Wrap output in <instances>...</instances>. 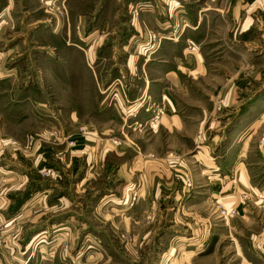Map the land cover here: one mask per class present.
<instances>
[{
	"label": "rangeland",
	"instance_id": "1",
	"mask_svg": "<svg viewBox=\"0 0 264 264\" xmlns=\"http://www.w3.org/2000/svg\"><path fill=\"white\" fill-rule=\"evenodd\" d=\"M190 1L191 11L195 13L206 9V17L208 14L211 19L218 12L217 19L224 17L228 11L231 13L241 0ZM246 3L245 9L252 8L251 12L244 18L239 2L236 9L242 10V13L236 15L242 21L232 28V33H236V47L242 50V54L221 52L214 47L219 43L232 44L234 40L229 37L225 23L214 25L211 20L205 21L202 26L207 36L204 47L209 51L214 49V52L209 55L204 50V53L212 70L199 79L191 76L188 86L192 96H216L220 93L221 98L214 106L218 114L214 115V122L211 121L212 126L208 129L211 139L207 140L212 142L214 138L211 151L223 154L229 149L236 158L242 150L247 151V158L258 173L255 187L263 192L264 0H247ZM218 8L223 11H217ZM147 9H153L148 0H0V160L10 158L11 150L18 160L26 158L25 154L30 157L37 147L42 146L51 148L55 159L53 166L46 165L40 171L34 169L30 180L16 189V186L8 188L17 193L14 206L17 209L43 187H54L53 191L62 196L83 193L70 207L62 208V212L72 210L62 217L73 216L74 222L80 221L82 225L87 218L93 219L94 228L87 226L92 228L90 231L82 226L76 232L67 236L64 234L66 238L54 249L58 260L55 264H65L59 259L65 260L68 255L75 258L73 264H264V196L259 198L256 193L253 198L242 194L239 204L230 205L218 198L209 199L206 193L204 199H169L156 209L148 210L144 205L141 208L144 211L133 217V208L143 203L138 200L133 208L126 211L129 217L123 220L122 216H116L118 207L124 203L115 196V191L110 193L103 188L85 193L83 186L76 185L78 176L70 177L67 174L69 171L65 170V146L75 147L78 137L87 135V128L83 125L76 133L69 128L70 114L77 111L80 116L83 115L85 111L82 110L89 107V95L94 91L84 67L90 60L83 49H99L100 56L94 64H104L102 71L115 70V61L127 62L129 49L138 47L133 54L142 53L141 58H148L153 43L160 47L162 40L174 38L184 25L182 22L166 23L167 32L164 34L150 27L143 33L138 32L135 20L141 23V13ZM154 32L160 37L152 41L150 34ZM135 35H139L137 39ZM79 37H90L91 41L87 45ZM188 44L191 48L190 41ZM124 48L125 54L121 52ZM157 59L170 61L171 57L163 55ZM134 69V75L141 70L137 66ZM115 79L118 83L124 82L121 75H113L111 80ZM231 88L236 90L237 102L223 101ZM39 101L44 104H39ZM42 107L49 108V112ZM33 113H45L48 118L43 115L45 122L41 124L27 118ZM57 122L62 124V128ZM76 123L73 121V124ZM108 128L114 129L112 140L116 145L125 138L136 140L140 137L142 143L149 139L147 132L135 136L131 128L125 133L113 126ZM203 130L201 128L197 132L199 139L205 137L201 136ZM163 137L157 134L152 136L151 141L161 144L164 143ZM178 139L172 137L171 141L175 143ZM197 151L193 149V154ZM208 155L206 152V157ZM76 167L73 170L77 171L79 166ZM83 171L81 169L79 174ZM105 178L104 181L100 177L96 179L94 186H106L103 183L109 182V179ZM188 183L191 181L188 180ZM8 184L1 182L0 192L13 186ZM79 200L81 204L74 205ZM92 210H96L93 216ZM52 214L54 212H47L37 223L48 220ZM37 231L24 230L16 218L9 224L0 219V257L4 256L8 245L16 242L25 249L28 240L36 236ZM93 240L97 243L94 248L90 247ZM37 241L38 238L33 244ZM173 246L177 253L171 254ZM36 251H28L30 258L27 264L33 261L38 264ZM88 255L92 257L86 258ZM3 261L0 258V264Z\"/></svg>",
	"mask_w": 264,
	"mask_h": 264
},
{
	"label": "crops",
	"instance_id": "2",
	"mask_svg": "<svg viewBox=\"0 0 264 264\" xmlns=\"http://www.w3.org/2000/svg\"><path fill=\"white\" fill-rule=\"evenodd\" d=\"M148 1H151L153 9L142 11L141 23H137L135 20V26L138 25L136 31L143 33L150 27L164 34L167 32L164 24L184 23L183 27L175 33L174 38L162 40L163 43L160 47H150V54L153 57L149 54L148 58H141L140 54L142 53L133 54L136 53L138 47L129 49L126 63L115 61L113 64L115 70L104 69L102 71L101 66L104 64H94L100 56V50L92 47L85 50L78 45L81 50L85 51L86 58L93 63L91 64L89 61V64L84 67L86 74L91 79L94 91L89 95L91 98L90 103L88 102L89 107L82 110L85 111L83 115L80 116L77 111H72L70 114L69 128H73L72 130L76 133L78 127L83 125L87 128V135L78 137L77 146L71 148L65 146V170L69 171L68 176L73 178L78 176L76 185L83 186L85 193L90 190L97 192L103 188L110 193L115 191V196L122 199L124 203L118 207L116 216H122L123 220L129 217L126 216V211L133 208V204L138 200L139 203H143L139 207L133 208V217L144 211H141L144 205L148 210L156 209L161 208L160 204L169 199L174 201L182 197L204 199L206 193L209 199L218 198L230 205L239 204L242 194H248L253 198L256 193L259 198L264 196V191L255 187L258 173L252 168V164L247 158V151L242 150L238 158L229 149L223 154H214L211 151L214 138H212V142L207 140L209 137L211 139L208 129L214 122V115L218 114L214 106L221 98L220 93L216 96L194 94L192 96L188 86L191 76L193 79H199L198 77L206 76L212 70V65L205 58L204 50H207V54L210 55L214 49L209 51L207 47H204L207 39L202 30L204 22L211 20L214 25L225 23L230 33L229 37L234 40V43H219L214 47L221 52L242 54V50L240 51L236 47V33L234 31L232 33V28L237 22L242 21L236 15L242 13L240 9L244 10L245 18L252 8L247 11V7L245 9L247 0H241L239 1L240 9H236L239 2H234L237 4L231 13L228 11L224 17L216 19L220 14L217 12L211 19L208 14L206 17V9L195 13L191 11L190 0ZM216 10L223 11L219 8ZM135 36L137 39L139 35ZM79 38L87 42V45L91 41L90 37ZM189 41L191 48H188ZM220 47L223 48L220 49ZM125 50L124 48L121 52L125 54ZM113 53L112 56L115 55ZM163 55L171 57V62L167 59H157ZM139 60L140 62H138ZM136 66L141 70L134 75ZM113 75L124 77L123 84L118 83L116 79L111 80ZM236 96V90L231 88L222 100L229 103H233L235 100L237 102ZM39 104L44 103L39 101ZM42 108L49 112V108ZM158 109H161L163 113L159 118L153 120ZM110 111L112 115L109 116ZM43 115L47 117L45 113H40V115L33 113L27 118L44 124ZM73 121L78 123L73 124ZM57 123L58 127L62 128V124ZM109 126L116 127L121 133H125L131 128L135 136L141 132H147L148 142L142 143L140 137L136 140L125 138L121 144L116 145L115 140H112L115 137L114 129L108 128ZM201 128L204 129L201 135L205 136L204 139H199L197 135ZM157 134L164 135V143L156 144L151 141L152 136ZM172 137H179V139L174 143L171 141ZM42 147H37L30 157L25 154L26 158L21 160H18V156L11 150L10 158L6 157L0 160V183L8 182V185H13L5 189L8 191L0 192V219L9 224L16 218L22 223L24 230H38L37 235L28 240L25 249L18 242L13 243L12 246L8 245L7 249H4V256L0 257L1 260H4L3 264H27L30 258L27 253L30 250L33 252L37 250L38 264H55L58 260L55 257L54 249L61 244L67 234L76 232L78 228H83L82 226L94 228L93 219L87 218L82 225L80 221L74 222L73 216L62 217L72 211L62 212V208L70 207L83 193L62 196L53 191L54 187H43L17 209L15 208L17 193L11 192L8 188L12 189L16 186V189L18 185L30 180L34 169L40 171L46 165L53 166L55 164V159L50 151L52 149ZM195 148L198 151L193 154ZM206 152L209 153L207 157ZM76 166H79L77 171L73 170L74 167L77 168ZM81 169L84 171L80 175ZM74 171H76L75 175ZM99 177L103 181L106 180L105 177L109 179V182L103 183L106 186H94V181ZM188 180L191 183H188ZM109 183H111L110 188H108ZM57 187L59 186L57 185ZM76 192L79 193L78 189ZM133 194L137 195L136 201L126 205L125 203L130 201ZM79 204H81L80 200L74 205L78 206ZM95 211H91L92 216ZM47 212H54V214L50 215L51 218L49 217L48 220L37 223ZM190 212L195 215L193 211ZM18 214L19 217H16ZM32 224L34 226L30 228ZM87 229L89 228L87 227ZM37 238L38 241L35 245L33 243ZM94 244L97 245L95 240L92 241L90 247L94 248ZM172 250L171 254L177 253L175 247ZM71 257L68 255L67 259L59 260L60 262L65 261V264H73L75 258ZM91 257L88 255L86 258ZM31 264H34V261Z\"/></svg>",
	"mask_w": 264,
	"mask_h": 264
},
{
	"label": "built area",
	"instance_id": "3",
	"mask_svg": "<svg viewBox=\"0 0 264 264\" xmlns=\"http://www.w3.org/2000/svg\"><path fill=\"white\" fill-rule=\"evenodd\" d=\"M158 37H160V36L156 32L150 34V40H152V41L155 40L156 38L158 39ZM155 45H156V43H153L151 46L154 47ZM162 113H163V111L161 109H158L157 112H156V115L153 118V120L159 118L160 114H162ZM136 197H137V195L133 194V197H131V199H130L131 203L136 201Z\"/></svg>",
	"mask_w": 264,
	"mask_h": 264
}]
</instances>
